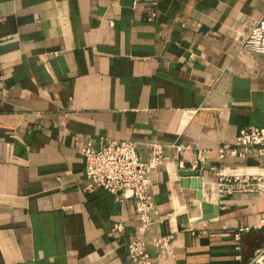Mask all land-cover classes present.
I'll list each match as a JSON object with an SVG mask.
<instances>
[{
  "label": "crops",
  "instance_id": "1",
  "mask_svg": "<svg viewBox=\"0 0 264 264\" xmlns=\"http://www.w3.org/2000/svg\"><path fill=\"white\" fill-rule=\"evenodd\" d=\"M263 10L264 0H0V264H129L133 201L82 190L81 150L101 137L145 156L146 144L164 146L148 172L144 238L172 239L151 249L156 264H264V193L221 201L215 177H264V156H217L240 130L264 129V56L240 48Z\"/></svg>",
  "mask_w": 264,
  "mask_h": 264
},
{
  "label": "built area",
  "instance_id": "2",
  "mask_svg": "<svg viewBox=\"0 0 264 264\" xmlns=\"http://www.w3.org/2000/svg\"><path fill=\"white\" fill-rule=\"evenodd\" d=\"M240 48L245 53L264 56V10L242 39ZM144 148L148 152L147 156L134 141L101 137L97 147L87 143L81 150L86 181L83 191L102 189L119 199L133 201L140 235L128 242L129 264H156L151 249L163 250L172 239L170 235H158L150 240L144 238L153 223V201L148 172L167 159L164 146L159 143H148ZM251 155L264 156L262 128L240 130L232 144L219 147L217 156L219 160H223L226 157L244 159ZM215 177L217 194L221 201L235 193H264V177L226 175L222 169H215ZM112 231L122 232V226L115 224ZM237 237L238 235L236 239Z\"/></svg>",
  "mask_w": 264,
  "mask_h": 264
},
{
  "label": "water",
  "instance_id": "3",
  "mask_svg": "<svg viewBox=\"0 0 264 264\" xmlns=\"http://www.w3.org/2000/svg\"><path fill=\"white\" fill-rule=\"evenodd\" d=\"M192 175L196 177L198 174H197V173H193ZM185 177H186V176L184 175V178H185ZM184 180H185V181H183V182L186 183V179H184ZM198 182H199V183H198V185L196 186L195 189L201 190V182H202V181L199 180ZM198 199L201 200L200 195H198ZM201 207H202L201 221H205V220L210 219V218H211V214L208 213L209 211L206 210L207 203L202 202V203H201Z\"/></svg>",
  "mask_w": 264,
  "mask_h": 264
}]
</instances>
